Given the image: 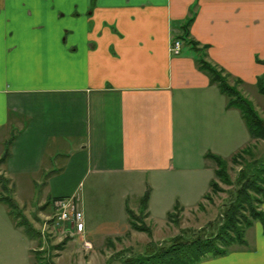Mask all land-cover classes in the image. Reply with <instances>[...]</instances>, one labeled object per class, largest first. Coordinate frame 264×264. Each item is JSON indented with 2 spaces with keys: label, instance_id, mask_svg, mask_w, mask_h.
<instances>
[{
  "label": "crops",
  "instance_id": "crops-1",
  "mask_svg": "<svg viewBox=\"0 0 264 264\" xmlns=\"http://www.w3.org/2000/svg\"><path fill=\"white\" fill-rule=\"evenodd\" d=\"M190 17L188 39L206 47V60L256 87L264 0H0V156L11 139L0 174L14 198L27 188L31 200L39 187L42 204L81 200V186L115 175L124 178L116 182L124 200L136 201L126 217L147 194V226L166 224L175 205L202 204L215 178L206 155L228 159L253 140L194 51L182 40L181 53L170 54ZM185 122L202 133L203 146L192 150L199 164L178 153ZM4 215L0 201V264ZM11 220L7 228L19 233ZM84 223L90 231L85 214ZM244 240L197 264H264V226L247 229Z\"/></svg>",
  "mask_w": 264,
  "mask_h": 264
},
{
  "label": "rangeland",
  "instance_id": "rangeland-1",
  "mask_svg": "<svg viewBox=\"0 0 264 264\" xmlns=\"http://www.w3.org/2000/svg\"><path fill=\"white\" fill-rule=\"evenodd\" d=\"M227 82L252 104L264 121V96L258 93L257 87L242 85L235 79H227ZM224 97L226 98L225 95ZM182 129L184 134L181 140H177L180 158L186 165L199 164V152L192 150L193 146L199 150L203 146L202 133L197 123L192 124L191 133L188 132L186 122ZM8 141L4 143V150L8 146ZM247 146L252 147V153L245 156L240 164H232L231 157L224 158L227 161L226 171L231 181L235 180L239 170L247 163L256 161V166H258L264 162V141L253 140ZM211 163L216 169V164L213 161ZM0 178L4 181L2 196H10L17 206L14 215L11 213L8 217L4 215L2 227L4 242L1 248L3 249V264H33L39 258L50 264H121L125 257L149 253L148 250L151 251L161 246L170 238L181 234L182 231L190 233L207 227L217 220L221 208L231 199L230 187L220 183L223 191L210 194V199H204L202 204L185 210L178 206V209L172 211L171 220L167 218L166 224L156 219L155 224L147 226L143 221L144 215L141 216L139 202H137V214L127 212L126 217L124 207L128 206L132 209L136 201L134 199L124 200L122 189L116 186V182L124 178L103 175L87 182L78 190L82 210L90 228V231L85 230L84 238L89 242L93 240L92 249L86 252L82 250L80 241L67 232L71 229L68 223L57 224L51 201L39 203L42 198L41 188L37 187L33 190L34 198L31 200L27 194V188H24L21 196L19 194L20 198H14L11 189L8 188V180L2 174ZM184 181L185 179L182 180L183 183ZM263 204L260 207L262 210ZM12 218L20 226L19 233L11 232L7 228V223H12L11 226H13ZM131 223L145 226L150 234L135 231ZM10 240L13 241L12 244ZM26 247L30 250V257L26 253ZM234 249L236 247H231V251Z\"/></svg>",
  "mask_w": 264,
  "mask_h": 264
},
{
  "label": "trees",
  "instance_id": "trees-1",
  "mask_svg": "<svg viewBox=\"0 0 264 264\" xmlns=\"http://www.w3.org/2000/svg\"><path fill=\"white\" fill-rule=\"evenodd\" d=\"M192 22V17L187 18L183 27L182 34L172 38L173 41L182 40L196 54V63L198 69L209 77L210 82L215 84L220 92L227 98V108H235L240 111L241 116L247 126L252 140L264 141V121L255 111L252 104L243 98L239 92L228 84L229 76L222 69H218L206 60L205 49L200 45L188 39V29ZM182 49V45H181ZM181 53V50H180ZM264 64V61L262 62ZM238 83L240 80L236 79ZM257 91L264 96V74L257 79ZM8 146L0 157V165L7 159L9 152ZM252 153V147L246 146L231 156L232 164H240L245 156ZM215 164V178L210 182V194L222 192L220 183L229 186L231 189V199L228 204L223 205L219 217L207 227L196 231H182L181 234L170 238L166 243L157 246L149 253L141 255L127 256L121 264H197L201 261L223 256L231 251V247L236 245H245V231L260 223L264 226V210L260 207L264 203V162L256 166V161L247 163L245 167L237 173L234 181H231L226 171L227 161L220 156L207 154ZM256 166V167H255ZM0 185L4 181L0 178ZM210 194L205 199H210ZM148 196L145 194L140 200L141 216L145 214ZM0 201L5 203L12 215L17 206L10 196H3ZM52 204V203H51ZM175 205L173 212L178 209ZM130 211H128V214ZM173 213L170 212L167 218L171 220ZM132 228L138 232H144L148 235L149 230L137 223H131ZM33 264H50L42 261L40 258Z\"/></svg>",
  "mask_w": 264,
  "mask_h": 264
},
{
  "label": "built area",
  "instance_id": "built-area-1",
  "mask_svg": "<svg viewBox=\"0 0 264 264\" xmlns=\"http://www.w3.org/2000/svg\"><path fill=\"white\" fill-rule=\"evenodd\" d=\"M181 50V42L173 41L170 45V54L178 56ZM57 224L68 223L71 229L67 232L80 241L82 250L88 252L92 249V243L84 238L85 223L81 206V200L78 196L56 198L52 202Z\"/></svg>",
  "mask_w": 264,
  "mask_h": 264
}]
</instances>
